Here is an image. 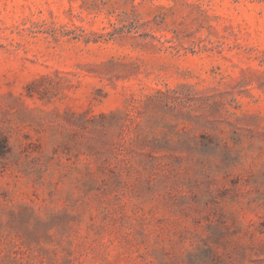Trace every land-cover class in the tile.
Instances as JSON below:
<instances>
[{
	"label": "rangeland",
	"instance_id": "374dc122",
	"mask_svg": "<svg viewBox=\"0 0 264 264\" xmlns=\"http://www.w3.org/2000/svg\"><path fill=\"white\" fill-rule=\"evenodd\" d=\"M0 264H264V0H0Z\"/></svg>",
	"mask_w": 264,
	"mask_h": 264
}]
</instances>
